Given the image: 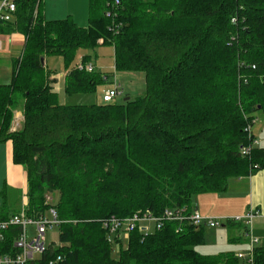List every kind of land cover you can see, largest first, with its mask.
I'll return each instance as SVG.
<instances>
[{"label": "trees", "instance_id": "16d2710c", "mask_svg": "<svg viewBox=\"0 0 264 264\" xmlns=\"http://www.w3.org/2000/svg\"><path fill=\"white\" fill-rule=\"evenodd\" d=\"M42 3L17 0L12 19H0V34L26 38L12 80H0V143L12 141L26 170L28 215L52 206L62 221L58 245L26 264H247L233 251L200 252L206 225L165 221L129 232L125 245L105 222L191 211L197 195L264 169L252 131L264 116V0H89L88 26L46 19ZM100 45L114 47L116 70L145 74L146 92L62 104L42 58L63 57L67 94L90 93L110 75L77 61ZM20 103L23 126L12 130ZM19 230L6 231L0 253ZM254 252L264 264V245Z\"/></svg>", "mask_w": 264, "mask_h": 264}, {"label": "crops", "instance_id": "0c3cea01", "mask_svg": "<svg viewBox=\"0 0 264 264\" xmlns=\"http://www.w3.org/2000/svg\"><path fill=\"white\" fill-rule=\"evenodd\" d=\"M1 1L2 0H0V4ZM73 1L74 0H43L42 5L45 18L61 19L66 16H71L79 25H86L88 19L85 14L89 10V0H81L84 1L86 5L82 12L78 10V7L77 9L72 8V5H74ZM25 40V36L18 31L0 34V80L2 82L8 83L12 80L15 70V61L22 55ZM80 57H83V55L81 54L79 58ZM44 63L46 67H48V56L44 58ZM66 73L67 72L64 73V81L62 80L63 84L61 80L58 82V76L56 74L52 76L54 78L53 82L58 94L60 89L65 86ZM19 121H22L21 125L19 124ZM23 121V103H20L14 110L12 130L21 129ZM253 132L259 142L258 145L264 146V124L257 132ZM4 146L5 152L8 155L9 165L16 168L12 169L15 170V172L18 170L20 171L22 176L25 178V183L28 186L25 168L22 165L15 164L12 160V141L5 142ZM195 198L196 203H194ZM195 198L193 199L191 211L197 210L201 213V215L206 217L229 218L244 215L251 208L258 210L259 216L256 217L253 222L252 232L254 236L259 239L255 247L264 245V169H260L250 176L232 179L228 189L224 192L203 193L197 195ZM24 208H26V206L18 213H20ZM226 227L230 228L229 233L228 231L225 233L224 229ZM218 228H222L223 230L218 231ZM205 229V244L208 241H211V243L217 247H225V251L235 252L237 256L241 253L244 254V252L249 251L252 247L250 238L246 235L247 227L243 223H226L218 227L207 226ZM214 230L216 231V234L213 233Z\"/></svg>", "mask_w": 264, "mask_h": 264}, {"label": "built area", "instance_id": "2783aa9c", "mask_svg": "<svg viewBox=\"0 0 264 264\" xmlns=\"http://www.w3.org/2000/svg\"><path fill=\"white\" fill-rule=\"evenodd\" d=\"M17 0H2L0 4V19L11 20L16 11ZM118 3L119 0H112ZM107 15L111 16V11H107ZM77 67L80 70H87L93 72L96 67L91 61H84L83 57L79 58ZM121 91L116 85L104 92L103 99L105 102H110L114 98L120 95ZM255 145L259 142L256 139ZM250 148H247V152ZM47 201H52L51 196L47 197ZM259 216V211L250 209L244 215L234 216L229 218H217V217H206L201 215L197 210L186 211V210H174L166 209L160 216H155L151 213H135L126 218H119L112 216L105 222V227L109 229L111 234L125 233L126 235L139 228L145 233L151 232L150 224L154 225V229H161L165 221H178L180 223L189 222L194 225H206L208 227H218L228 222L243 223L246 227V235L250 238L252 247L248 251V254H239L240 258L247 261V264H254V250L255 245L259 239L254 236L252 232L253 222L256 217ZM62 221L58 217L56 209L52 206L46 210L39 212L37 216L28 215L26 208L20 213L10 216L8 219H0V242L6 238V231L13 225L20 227L19 232L15 235L13 241V249L10 252L0 253V264H26L27 262L34 260L37 253H43L48 249L50 245L47 244V232L49 229L58 226ZM32 224L35 226L36 235L29 238L27 233V225ZM181 231V227L177 229Z\"/></svg>", "mask_w": 264, "mask_h": 264}, {"label": "rangeland", "instance_id": "374dc122", "mask_svg": "<svg viewBox=\"0 0 264 264\" xmlns=\"http://www.w3.org/2000/svg\"><path fill=\"white\" fill-rule=\"evenodd\" d=\"M74 9L82 10L85 9V3L81 0H74ZM81 6V7H79ZM83 7V8H82ZM43 10V5H42ZM88 21L86 25H89V10L85 14ZM68 17V16H66ZM64 17V18H66ZM61 18V17H59ZM87 53L90 54V61H92L96 67V71L103 72L110 75L108 82L103 83L97 87V90L90 93H77V94H67L64 87L59 91V100L62 104H93L104 102L103 96L104 92L110 88L119 87L121 91L120 95L114 98V101L121 102L126 97H137L146 92V81L145 74L142 72H128V71H118L115 68V51L114 47L111 45H100L94 50H89ZM80 54H84L81 52ZM76 64V63H74ZM48 67L58 76V82L64 81V73L67 72L65 69V63L62 56L51 55L48 56ZM63 84V82H62ZM22 124V121H19ZM264 124V116L259 115L253 126V131H258L262 128ZM4 143H0V214L12 215L18 213L23 207L28 203V186L25 183V178L22 176L20 171L12 170L16 169L14 166H10L8 162V155L5 152ZM211 193V192H209ZM57 196V195H56ZM51 204L55 203V197L52 195ZM196 203V198L194 200ZM151 230H154V225L150 224ZM229 227L224 229L225 233L230 232ZM223 230L218 228V231ZM27 233L29 238L36 235L35 226L32 224L27 225ZM213 233L216 234L214 230ZM59 226H55L48 230L47 232V244H54L55 246L59 243ZM214 234V237H215ZM123 240L125 245H127V235H123ZM225 245V244H224ZM225 247L215 246L208 241L206 244L198 246V250L204 254H219L222 252H228L224 250ZM239 253V252H238ZM244 254H248L244 252ZM41 257V253L36 254V258Z\"/></svg>", "mask_w": 264, "mask_h": 264}, {"label": "water", "instance_id": "95a60500", "mask_svg": "<svg viewBox=\"0 0 264 264\" xmlns=\"http://www.w3.org/2000/svg\"><path fill=\"white\" fill-rule=\"evenodd\" d=\"M42 61L44 62V58H42Z\"/></svg>", "mask_w": 264, "mask_h": 264}]
</instances>
